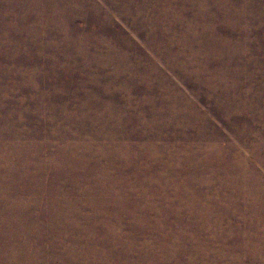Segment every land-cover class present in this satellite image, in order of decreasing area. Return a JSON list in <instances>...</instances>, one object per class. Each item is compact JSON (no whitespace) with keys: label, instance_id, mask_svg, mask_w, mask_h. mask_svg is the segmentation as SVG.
<instances>
[{"label":"bare ground","instance_id":"bare-ground-1","mask_svg":"<svg viewBox=\"0 0 264 264\" xmlns=\"http://www.w3.org/2000/svg\"><path fill=\"white\" fill-rule=\"evenodd\" d=\"M23 1L26 2L24 6L20 5L21 0H0V71L4 70V63L12 61L14 64L13 68H7L4 77H13L18 86L29 83L36 92V95H33L34 100L45 104L48 97L46 93L41 97L38 90L40 79L35 75L31 76L30 80L26 75L22 76V72H19L22 63L17 59L21 56L22 49L27 51L26 40L33 43L39 52L51 53L55 46L44 45L39 41H50L57 37L60 40L58 48L69 62L63 66L64 71L75 74L78 69L81 74L78 78H81L83 86L90 83L93 86L82 91H70V97L80 101L82 106L76 107L74 113L64 116L63 123L69 130L62 139L66 140V147L53 157L49 158L47 155L48 158L41 164L34 165V156L37 154L28 157L26 167L33 166L31 171L37 172L36 179L41 177L42 172L51 171L55 177L52 183L54 193L65 195L68 191L62 187L68 183L63 179L61 172L68 177L70 183H78L75 173L82 168L101 171L102 176L112 169L113 161L126 167L136 166L139 161L125 143L129 133H137L144 140L143 145L156 146L159 153L171 157L165 163L167 167H187L181 172L189 171L190 177L187 181L198 180L202 193L219 195L217 185L220 180L226 191L223 197H228V192L241 193L250 205L253 233L264 230V123H260L264 120V64L252 57L263 53L264 35L262 36L259 27L252 30L253 20L221 22L229 21L234 12H242L244 8L252 9V2L245 3L242 8L241 0H227L231 6L222 2L210 3L211 0ZM260 2L264 5V0ZM254 13L264 22V11L256 9ZM245 15L240 13L237 17L242 19ZM115 16L124 20L144 40L143 50H139L136 45L125 39L122 31L113 23ZM79 19L87 22L90 29L85 25L72 27V23ZM98 25L100 29L96 28ZM32 26H49L51 29L28 30ZM84 29H87V37L75 41L79 30ZM13 34L22 35L24 38H17L13 43ZM108 34L115 35L109 44L105 38ZM82 40L87 42L86 49ZM124 45L130 50H139L145 64L135 67L133 55L117 52ZM256 45L259 49L254 51ZM90 49L94 51V59L89 58ZM153 54L164 63L168 72L174 73L185 85L190 86V96L199 100L201 94H205L202 98L207 99L206 102L211 101L215 111H202L197 101H193L188 94L171 84L164 72L154 63ZM32 55L29 53V56ZM73 56L75 57L72 58ZM49 61L55 63L57 60L52 58ZM116 61L121 65H117ZM33 64L35 70L40 69L35 59ZM137 69L144 70L137 79L122 82L118 77L123 70L135 72ZM110 72L109 78L103 81ZM4 77L0 75V90L4 89ZM72 80L73 85L79 83L77 77ZM100 85L104 86L105 96L98 93L101 91ZM252 85L256 87L254 91ZM244 86L250 87V90H244ZM138 88L154 96L142 94L134 104L131 90L137 92ZM4 90L6 94L9 93ZM119 102L125 104V118L114 108ZM3 106L1 104L0 108L3 109ZM214 112L227 120L234 142L227 141L228 139L209 123V115ZM21 123L22 121L19 122ZM130 123H135V126L132 127V132L128 133L124 127ZM8 130L7 126L0 125V264H16L27 258L33 261L40 259L48 237L36 226L37 222L34 224L30 221V215L22 209L26 204H20V200L23 202L29 193L27 188L23 193L17 191L24 182L26 172L19 166L15 154L12 153L16 145L8 144H13L12 133ZM148 131L152 133L151 139H147ZM69 149L70 151L65 152ZM61 155L65 156V160ZM94 155L100 156L101 161L95 159ZM46 163L56 164L60 168H44L43 164ZM64 165L70 166L68 169L61 168ZM144 170H149L148 174L152 173V169L148 167ZM132 174V180L142 183L138 173ZM120 175V180H124V176L121 173ZM146 179L145 184L163 187L160 183L163 180L161 177L156 182H148ZM56 182H62L64 186ZM161 190L162 194L166 195L163 189ZM61 206L62 204L58 203L55 211ZM157 213L161 214L160 210ZM200 215L198 212V216ZM76 216L78 217V214ZM66 224L62 223V227L67 230L77 231L79 226L76 223H71L73 227ZM32 226L33 231L30 229ZM51 231L58 230L53 228ZM89 232H93L91 227ZM33 234H39L33 239L38 246L36 251L29 248ZM65 238L72 236L61 235V240H57L56 245L62 244ZM23 239V243H18V240ZM7 240L11 244L8 250L11 259H7L1 250ZM194 240L198 238L195 237ZM57 246L47 245L50 249ZM83 246L84 251L87 250L86 246ZM74 251L72 247L65 249L64 257L68 258V262L76 254Z\"/></svg>","mask_w":264,"mask_h":264},{"label":"rangeland","instance_id":"rangeland-1","mask_svg":"<svg viewBox=\"0 0 264 264\" xmlns=\"http://www.w3.org/2000/svg\"><path fill=\"white\" fill-rule=\"evenodd\" d=\"M1 1L4 2L5 0ZM85 1L88 2L89 0ZM260 1L241 0L240 6L242 8H244L245 3L252 2V9L244 8L242 12H240L241 10L234 12L229 21L221 22H252L253 20L252 30L259 27L263 36L264 22L254 13L256 9L264 11V5ZM217 2L231 6L227 0H211L210 3ZM25 4L26 2L21 0L20 5L24 6ZM212 9L215 8L212 7ZM240 13L246 15L239 19L237 15ZM1 14L4 13L1 12ZM113 20L114 25L122 31L126 40L136 45L139 50L144 49V40L124 20L118 18V16H115ZM79 25H85L89 28L88 23L82 21V19L72 23V27H78ZM96 28L100 29V26L98 25ZM50 29L49 26L43 28L32 26L28 28V30L39 31H50ZM86 32L87 29L79 30L75 41L85 39L87 37ZM12 36L13 43L17 38H24L22 35L15 36L13 34ZM105 38L109 44L115 38V35L108 34L105 35ZM82 41L85 42L84 49H86L87 42ZM39 42L44 45L53 44L55 47L52 48L51 53L39 52L33 43L26 40L27 51L25 52L22 49L23 52L17 60L22 63L21 71L19 70V72H22V76L26 75L27 79L30 80V77L35 75L40 79L38 90L41 92V97H43V93H46V97H48L45 104L34 100L33 95H36V92L29 83L18 86L13 77H4L7 68L14 67L12 61L4 63L5 68L0 71L1 77H4L2 86L4 85V89L9 91L6 94L4 89L0 90V105H4L3 109L0 108V112H2L0 113V125L7 126L10 130L8 131L12 133L13 144L10 142L8 144L16 145L12 153L15 154L19 166L26 172L24 182L20 184L21 186L18 187L17 191L23 193L25 188L29 191V195L27 194L25 197L26 200L24 199L21 202V199L20 204L21 206L26 204V206H22V209L24 208V212L30 215V221L34 224L37 222L36 226L48 236L42 248L40 259L33 261L27 258L24 261L16 262V264H264V230L259 231L260 233H253L250 224L252 213L249 211L250 205L244 196L238 191H233L228 192V197H223L226 191L221 180L218 181L217 185L219 195L202 193V187L199 185L198 180L188 182L187 178L190 177V172H181L187 167L184 165L167 167L165 163L168 161L167 159L171 158L170 156L169 158L168 155L162 152L159 153L156 146H150V144L146 147L143 145L145 142L137 133H129L132 132L135 123H130L132 126H125L124 130L129 133L126 136L127 143L125 145L127 144L128 149H132L131 153L139 161L136 166L126 167L122 163L113 161L112 169L102 176L101 171L82 168L75 173L78 183H70L68 177L61 172L63 179L68 184L64 186L62 182L56 183H62L64 186L62 188L68 191V194L65 195L54 193L52 183L55 177L51 171L48 173L42 172L41 177L36 179L35 174L37 172L31 171L33 166L26 167L28 157L37 154L34 156V165L41 164L45 162L48 156L49 158L53 157L66 147V140L62 139L65 138L66 131L69 130L66 129L63 123L64 116L69 115L67 113H74L76 107L82 106V104H79L80 101L70 97V91H82L93 87L90 82H88L90 85L83 86L81 78H78L81 76L78 69L75 74L64 71L63 66L69 62L65 60V54L58 48L60 40L57 37H53L50 41L40 39ZM258 49V45L253 48L254 51ZM139 50H130L129 47L127 48L124 45L117 52L133 55L134 66L137 67L145 64ZM104 51L105 49L99 53L102 54ZM29 53L36 55V57L29 56ZM37 53L39 54L37 55ZM89 55V58L94 59L93 50L90 49ZM152 57L154 63L168 77L170 83L181 92L189 95L191 92L190 86L185 85L174 73L168 72L164 63L160 62L154 54ZM252 57L264 64V51L262 54H255ZM52 58L57 61L51 63L49 60ZM117 58L115 57V59ZM33 59L39 63L40 69L35 70L33 68ZM116 64L121 65L118 61H116ZM143 73V69H137L135 72L123 70L118 77L122 82H128L132 78L137 79ZM110 74L111 72L103 78V81L108 79ZM75 77L79 81L77 85H73L72 79ZM255 88L252 85V91ZM103 89L104 86L100 85L99 90L101 91H98L100 96L105 94V89ZM244 90H250V87L244 86ZM131 92L134 104L137 103L142 94L154 96L140 88L137 92L134 90H131ZM204 95L202 93L199 100H195V97L190 95L189 98L197 101L196 103L202 111L213 109V103L211 101L206 102L207 99L202 98ZM124 107L125 104L122 102L114 105L118 114H122L123 118L126 117ZM213 111L215 110L213 109ZM237 119L239 120V118ZM20 121H22L21 124H19ZM208 121L228 139L227 141H235L234 136L229 131L228 122L223 116L221 117L214 112V114L209 115ZM260 123H264V120ZM151 138L152 133L148 131L147 139ZM68 151L70 149L65 152ZM100 155L104 157L102 154ZM117 156L121 157V155ZM61 157L65 160L64 155H61ZM94 157L101 161L100 156L94 155ZM125 157L126 155L123 159ZM66 158L69 159L70 157ZM69 166L64 165L61 168L68 169ZM43 167L50 170L60 168L56 164L49 165V163L43 164ZM147 167L152 169L151 174H148L149 170H144ZM140 170L144 171L140 172ZM132 172L141 176L142 183L130 178L133 176ZM120 173L125 178L124 180L121 178L123 181L120 180ZM147 177H150L151 180ZM160 177L163 179L160 182L163 187L144 183L146 178L148 182H156ZM160 188L163 189L166 195L162 194ZM161 201H164V203H161ZM58 203H61L62 206L57 212L55 210ZM158 210L161 214L157 213ZM198 212L201 213L200 216H198ZM76 214H78V217ZM64 222L71 227L74 226L71 223L79 224L78 232L63 228L62 223ZM262 222H264V217ZM89 223L93 229L92 233L89 232ZM53 228L58 231L52 232ZM30 229L33 231L34 226ZM67 233L72 238H65L62 244L57 246L56 241L61 240V235L62 237L68 235ZM37 235L39 234H33L29 243V248L35 251L38 246L33 242V239ZM195 237L198 240H194ZM23 242L24 239L18 240V243ZM48 244L57 247L50 249L47 247ZM10 245L7 240L4 247L1 248L7 259L12 257L10 251H8ZM83 245L86 246L87 250L84 251ZM70 247L75 250L76 254L68 262V258L64 257V252L65 249L68 250Z\"/></svg>","mask_w":264,"mask_h":264}]
</instances>
